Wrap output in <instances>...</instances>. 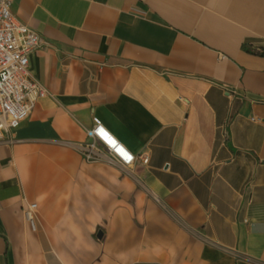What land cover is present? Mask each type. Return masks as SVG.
Returning <instances> with one entry per match:
<instances>
[{
	"label": "crops",
	"instance_id": "obj_1",
	"mask_svg": "<svg viewBox=\"0 0 264 264\" xmlns=\"http://www.w3.org/2000/svg\"><path fill=\"white\" fill-rule=\"evenodd\" d=\"M10 10L46 93L0 134V264H264V0ZM93 118L132 165L83 156Z\"/></svg>",
	"mask_w": 264,
	"mask_h": 264
},
{
	"label": "built area",
	"instance_id": "obj_2",
	"mask_svg": "<svg viewBox=\"0 0 264 264\" xmlns=\"http://www.w3.org/2000/svg\"><path fill=\"white\" fill-rule=\"evenodd\" d=\"M11 0H0V134L9 133L30 113L35 101L46 89L28 71V56L40 45L38 34L18 20L10 10ZM89 141L81 146L87 160L97 158L101 148L120 165L135 162V155L122 145L100 122L93 118L87 131ZM147 162L146 157H142ZM36 205L24 209L33 224Z\"/></svg>",
	"mask_w": 264,
	"mask_h": 264
}]
</instances>
